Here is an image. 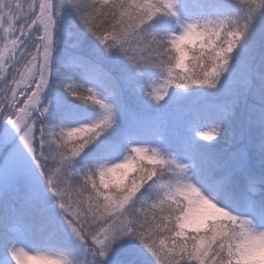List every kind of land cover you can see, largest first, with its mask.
<instances>
[{"label":"snow or ice","instance_id":"6c2138e0","mask_svg":"<svg viewBox=\"0 0 264 264\" xmlns=\"http://www.w3.org/2000/svg\"><path fill=\"white\" fill-rule=\"evenodd\" d=\"M0 264H264V0H0Z\"/></svg>","mask_w":264,"mask_h":264},{"label":"trees","instance_id":"16d2710c","mask_svg":"<svg viewBox=\"0 0 264 264\" xmlns=\"http://www.w3.org/2000/svg\"><path fill=\"white\" fill-rule=\"evenodd\" d=\"M220 147L223 148V147H225V145L222 143Z\"/></svg>","mask_w":264,"mask_h":264}]
</instances>
